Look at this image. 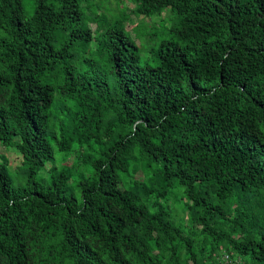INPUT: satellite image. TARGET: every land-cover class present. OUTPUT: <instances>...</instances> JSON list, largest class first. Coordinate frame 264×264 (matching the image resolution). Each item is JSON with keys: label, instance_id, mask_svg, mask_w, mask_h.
Returning <instances> with one entry per match:
<instances>
[{"label": "trees", "instance_id": "1", "mask_svg": "<svg viewBox=\"0 0 264 264\" xmlns=\"http://www.w3.org/2000/svg\"><path fill=\"white\" fill-rule=\"evenodd\" d=\"M30 8L0 0V264H264V0Z\"/></svg>", "mask_w": 264, "mask_h": 264}, {"label": "rangeland", "instance_id": "2", "mask_svg": "<svg viewBox=\"0 0 264 264\" xmlns=\"http://www.w3.org/2000/svg\"><path fill=\"white\" fill-rule=\"evenodd\" d=\"M31 2L32 0H24V6L25 9L30 12V7H31ZM126 4L125 5H129V7H131L132 5L129 3V1H125ZM167 13H162L160 16H156L153 18H147L145 21L148 23V25H154L155 23H158L161 17H165L167 16ZM168 21V19H167ZM167 21H162L163 23L166 24ZM131 23H134V21L132 20ZM94 27V26H93ZM0 155L6 156L8 158V160L10 161V168H13L14 166L18 165L20 163V157L19 155L14 151V150H9L6 149L3 145H0Z\"/></svg>", "mask_w": 264, "mask_h": 264}]
</instances>
